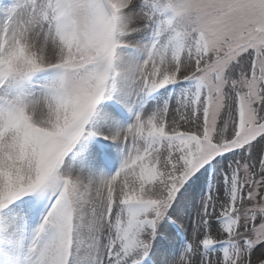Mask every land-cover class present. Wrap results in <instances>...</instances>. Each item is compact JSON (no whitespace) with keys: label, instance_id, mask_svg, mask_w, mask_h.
Returning a JSON list of instances; mask_svg holds the SVG:
<instances>
[{"label":"snow or ice","instance_id":"1","mask_svg":"<svg viewBox=\"0 0 264 264\" xmlns=\"http://www.w3.org/2000/svg\"><path fill=\"white\" fill-rule=\"evenodd\" d=\"M0 264H264V0H0Z\"/></svg>","mask_w":264,"mask_h":264}]
</instances>
